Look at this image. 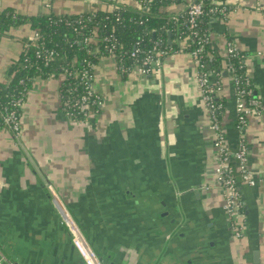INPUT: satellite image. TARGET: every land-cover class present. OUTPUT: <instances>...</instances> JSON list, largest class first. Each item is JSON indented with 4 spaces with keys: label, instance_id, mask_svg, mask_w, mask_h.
Returning a JSON list of instances; mask_svg holds the SVG:
<instances>
[{
    "label": "crops",
    "instance_id": "0c3cea01",
    "mask_svg": "<svg viewBox=\"0 0 264 264\" xmlns=\"http://www.w3.org/2000/svg\"><path fill=\"white\" fill-rule=\"evenodd\" d=\"M194 0L172 3L180 15ZM229 17L207 23L212 56L228 77L223 120L231 146L234 86L226 44L245 52L260 106L246 126L255 184L243 181L246 238L233 243L222 187L214 183L216 152L210 116L188 49L173 50L160 73H126L112 56L94 69L98 114L76 122L64 112L59 80L37 77L22 108V136L0 130V256L4 264H84L55 208L52 186L103 264H255L264 262V3L228 0ZM137 0H0V12L30 17L112 9ZM30 23L0 38V84L32 37ZM176 42V41H174Z\"/></svg>",
    "mask_w": 264,
    "mask_h": 264
},
{
    "label": "trees",
    "instance_id": "16d2710c",
    "mask_svg": "<svg viewBox=\"0 0 264 264\" xmlns=\"http://www.w3.org/2000/svg\"><path fill=\"white\" fill-rule=\"evenodd\" d=\"M137 1L138 7L121 4L114 5L109 10L96 8L76 14H58L49 11L41 15L25 17L13 11L0 12V38L6 29L27 22L34 31L32 37L26 40L19 57L9 66L7 80L0 84V130L6 129L5 114L12 110L22 113V108L16 106L15 102L20 98L26 101L28 92L37 77H63L59 91L65 106L66 101L80 97L85 92L82 70L90 62L94 64L95 69L101 57L112 55L111 49L114 50V59L119 64L126 65H132L136 61V58L130 56L135 48H141L142 52L138 58H143L154 42L160 38L164 39L165 47L169 49L172 47L173 50L181 49L182 45L177 42L169 44L168 32H171L172 39L177 37L184 39L191 36L185 24L186 13L167 14L163 8L185 0ZM204 3L206 9L212 5L208 0ZM210 19L211 17L204 16L200 21L201 29L207 33V23ZM35 33H38V37L34 36ZM86 37L93 40L87 43ZM186 49L189 51V48ZM205 49V70L222 80V74L219 76L216 74L223 71V58L212 56L214 50L211 43L206 44ZM225 59L233 86L234 77L240 76L243 79L242 84L248 88H254V94H256L255 87L252 84L248 85L246 81L248 70L246 58V68H239L238 60H228L227 57ZM217 103L224 105V109L219 111V116L224 120L226 99L219 97ZM98 108L99 106L96 105L91 106L92 111ZM236 147L231 146V149L235 150ZM232 164L235 173L239 175L238 162L234 159ZM240 179L239 177L238 182L242 188L243 182ZM243 206L242 212L245 213L244 199Z\"/></svg>",
    "mask_w": 264,
    "mask_h": 264
},
{
    "label": "built area",
    "instance_id": "2783aa9c",
    "mask_svg": "<svg viewBox=\"0 0 264 264\" xmlns=\"http://www.w3.org/2000/svg\"><path fill=\"white\" fill-rule=\"evenodd\" d=\"M205 0H194L185 11V24L191 32V36L187 38L172 39L182 45V48H189V52L195 59L198 67L197 80L201 92V98L210 116V128L213 132V146L216 148V185L224 190L225 204L224 209L227 213L229 226L231 232L237 237H244L245 217L240 224L238 220L234 219L235 213H242L243 206V189L241 188L238 178L243 181L255 184L253 180V172L250 168V152L248 145V138L246 134V126L249 124V118L254 114L255 108L260 106V101L254 94V88H248L242 84V77H234V99L235 110L237 111L236 127L241 134L240 140L235 150L231 149L227 132L224 126L223 119L219 116V111L224 109L222 103H217V98L222 97L223 91L222 80L215 78L213 73L205 70L206 44L211 43V38L207 31H203L200 26L201 18L209 16L225 20L229 17V2L228 0H208L212 4L209 8H205ZM239 1V0H236ZM178 19V17H177ZM38 37V33H35ZM93 38L86 37V42L89 43ZM110 40V38H105ZM116 40V39H115ZM164 39L156 40L152 47L147 51L143 58H138L142 52L140 47L135 48L131 52V57L136 58L132 65L124 63L119 64L121 70L126 73H138L143 76L160 73L163 69V60L168 56L173 48L170 49L164 46ZM181 48V49H182ZM112 57L114 58V50L111 49ZM226 53L228 60H238L240 62L239 68H246L245 52L237 47L233 40L227 41ZM217 73L216 75H221ZM82 80L84 81L85 92L82 96L66 101L63 106L65 114L76 122H86L90 117L98 114L102 104V96L95 88L94 64L88 63V66L81 72ZM223 78V76H222ZM247 84H251L250 76L246 73ZM256 93V92H255ZM254 94V95H253ZM25 101L20 98L15 102V105L23 108ZM99 106L98 109L92 111L91 106ZM4 122L6 129L10 130L16 140L18 141L22 136V113L12 110L4 115ZM238 162L237 171L235 173L233 167V160ZM52 201L57 209L62 223L66 226L71 240L81 255L84 264H103V260L97 251L90 244L80 224L69 211L66 204L61 200L57 191L49 186ZM5 258L0 256V264H4Z\"/></svg>",
    "mask_w": 264,
    "mask_h": 264
},
{
    "label": "rangeland",
    "instance_id": "374dc122",
    "mask_svg": "<svg viewBox=\"0 0 264 264\" xmlns=\"http://www.w3.org/2000/svg\"><path fill=\"white\" fill-rule=\"evenodd\" d=\"M263 3H264V0H263ZM32 33L34 32L33 30L31 31ZM20 55V54H19ZM19 55L17 56V58L19 57ZM17 58H15V59H17ZM135 74H138V73H135ZM138 77H142V78H146L147 76H143V75H140V74H138L137 75ZM52 79H57V80H59V86H60V84H61V82H62V76L61 77H59V78H56V77H51ZM227 79H228V77H223L222 78V83H223V90L225 91V86H226V81H227ZM223 94V91L221 92V95ZM226 119V112H225V114H224V120ZM213 149H214V153L216 152V148L215 147H213ZM216 166H217V163L215 162V167H214V174H215V179H214V183H216ZM244 212H243V214L242 213H235L234 214V219L235 220H238V222L241 224L243 221H244ZM246 235L247 234H245L244 235V237H237V236H235L234 235V238H232V241H233V243H236V242H240V241H242L244 238H246ZM262 264H264V262H262Z\"/></svg>",
    "mask_w": 264,
    "mask_h": 264
},
{
    "label": "water",
    "instance_id": "95a60500",
    "mask_svg": "<svg viewBox=\"0 0 264 264\" xmlns=\"http://www.w3.org/2000/svg\"><path fill=\"white\" fill-rule=\"evenodd\" d=\"M168 42H169V44H172V36H171V32L170 31L168 32ZM255 254H256L255 264H259V262H260V254L258 252H255Z\"/></svg>",
    "mask_w": 264,
    "mask_h": 264
}]
</instances>
